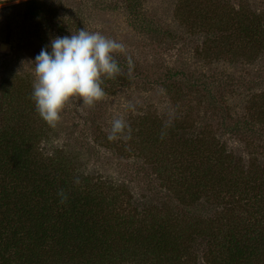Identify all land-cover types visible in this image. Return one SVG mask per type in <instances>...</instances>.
<instances>
[{
	"label": "rangeland",
	"instance_id": "374dc122",
	"mask_svg": "<svg viewBox=\"0 0 264 264\" xmlns=\"http://www.w3.org/2000/svg\"><path fill=\"white\" fill-rule=\"evenodd\" d=\"M252 23L264 26V0H0V112L16 101L4 112L36 131L37 162L55 159L97 199V223L118 247L95 264H232L217 242L248 220L264 235V199L243 201L242 188L250 171L264 179V48L242 32ZM81 28L125 45L115 56L121 72L103 79L102 100L89 107L76 98L50 126L31 99V62ZM116 118L130 138L126 129L108 139ZM217 166L229 183L205 189L195 177L221 176ZM233 184L243 202L228 192ZM157 222L178 238L151 256L140 239ZM53 258L70 264L78 253Z\"/></svg>",
	"mask_w": 264,
	"mask_h": 264
},
{
	"label": "trees",
	"instance_id": "16d2710c",
	"mask_svg": "<svg viewBox=\"0 0 264 264\" xmlns=\"http://www.w3.org/2000/svg\"><path fill=\"white\" fill-rule=\"evenodd\" d=\"M201 17L205 18V12ZM242 32L250 41L264 48V26L252 23L245 25ZM3 92L1 90L2 97ZM3 104L0 112L5 117L0 121L4 123L0 127V264H58L59 260L55 261L53 257L65 254L69 248L78 253V260L70 264H95L106 257L114 259L113 252L118 246L109 227L97 223L102 210L97 208V199L92 192L81 191L76 186V179L63 166L57 165L59 163L55 159L48 158L38 163L31 150V143L38 137L36 131L31 134L26 127L29 124L27 119L19 125L15 118L6 117L4 108L15 107L18 105L16 101L8 100ZM262 109L264 115V107ZM194 153L199 154L197 151ZM217 169L226 183H222V177L214 173L195 178L200 183L204 181L205 189L214 191L229 183L227 179L231 178L226 172L222 173L220 166ZM247 175L253 178L242 186L247 185L243 201L252 198L249 193L264 199V179L260 180L251 171ZM233 185L234 191L228 192L241 200L242 192L236 191ZM59 191L67 196L64 203L57 195ZM258 224L259 220H248L242 233L233 230L225 235L221 245L216 241L217 247L228 253L232 264L264 261V235L258 234ZM177 238L165 224L157 222L149 235L140 241H148L146 244L151 250L147 253L154 256L159 253L154 252L155 248L168 249L175 242L172 240ZM49 244L56 246L55 249L48 248ZM88 253L91 256H87Z\"/></svg>",
	"mask_w": 264,
	"mask_h": 264
},
{
	"label": "clouds",
	"instance_id": "9594fccd",
	"mask_svg": "<svg viewBox=\"0 0 264 264\" xmlns=\"http://www.w3.org/2000/svg\"><path fill=\"white\" fill-rule=\"evenodd\" d=\"M125 52L123 43L83 28L76 34L51 39L31 62L35 76L31 99L40 118L55 126L61 112L72 100L78 98L82 105L89 107L102 100L106 95L103 79L120 74L121 66L115 56ZM128 65L131 71L130 57ZM126 129L130 138L131 129L125 121L114 119L108 139H118ZM76 183H79L78 179ZM57 195L61 203L67 200L63 191Z\"/></svg>",
	"mask_w": 264,
	"mask_h": 264
},
{
	"label": "water",
	"instance_id": "95a60500",
	"mask_svg": "<svg viewBox=\"0 0 264 264\" xmlns=\"http://www.w3.org/2000/svg\"><path fill=\"white\" fill-rule=\"evenodd\" d=\"M6 45H0V50L3 51V49H5Z\"/></svg>",
	"mask_w": 264,
	"mask_h": 264
},
{
	"label": "bare ground",
	"instance_id": "6f19581e",
	"mask_svg": "<svg viewBox=\"0 0 264 264\" xmlns=\"http://www.w3.org/2000/svg\"><path fill=\"white\" fill-rule=\"evenodd\" d=\"M6 48V47H5ZM3 50H5V49H3Z\"/></svg>",
	"mask_w": 264,
	"mask_h": 264
}]
</instances>
